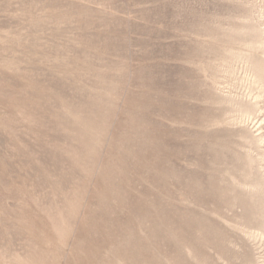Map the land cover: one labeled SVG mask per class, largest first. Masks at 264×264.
<instances>
[{
  "label": "rangeland",
  "instance_id": "374dc122",
  "mask_svg": "<svg viewBox=\"0 0 264 264\" xmlns=\"http://www.w3.org/2000/svg\"><path fill=\"white\" fill-rule=\"evenodd\" d=\"M257 27L264 0H0V264L264 255L221 100Z\"/></svg>",
  "mask_w": 264,
  "mask_h": 264
},
{
  "label": "bare ground",
  "instance_id": "6f19581e",
  "mask_svg": "<svg viewBox=\"0 0 264 264\" xmlns=\"http://www.w3.org/2000/svg\"><path fill=\"white\" fill-rule=\"evenodd\" d=\"M255 30L257 40L247 44L244 52L232 54L228 65L229 74L237 84L244 85L245 93L238 95L228 92L221 100L230 106L245 128L241 138L247 151L242 157V166L248 168L245 176H249V180L242 184L247 188L248 195L245 196L253 201L254 210L250 209L252 213L246 217L238 215L239 223L243 226L255 223L259 233L246 236L258 240L264 247V28L257 27ZM235 62L241 64L242 75L239 77H236ZM247 122L253 124L255 129L249 130L245 125ZM245 204L243 200L229 203L230 207ZM244 264H264V255L259 256L255 262L247 261Z\"/></svg>",
  "mask_w": 264,
  "mask_h": 264
}]
</instances>
